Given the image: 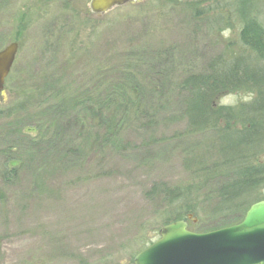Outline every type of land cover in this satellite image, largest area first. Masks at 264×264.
I'll use <instances>...</instances> for the list:
<instances>
[{"label": "rangeland", "instance_id": "1", "mask_svg": "<svg viewBox=\"0 0 264 264\" xmlns=\"http://www.w3.org/2000/svg\"><path fill=\"white\" fill-rule=\"evenodd\" d=\"M89 1L0 0V49L19 42L0 96V264H133L178 209L163 184L187 185L217 161L215 131L185 133L182 81L211 63L254 60L237 12L264 25V0H142L105 14ZM129 77L144 88L132 101L118 89ZM245 87L213 97L219 128L247 123L258 91ZM110 89L122 104L117 122L102 103ZM7 154L20 166L16 179L2 173ZM251 157L264 165V144ZM214 181L200 191L212 202Z\"/></svg>", "mask_w": 264, "mask_h": 264}, {"label": "trees", "instance_id": "2", "mask_svg": "<svg viewBox=\"0 0 264 264\" xmlns=\"http://www.w3.org/2000/svg\"><path fill=\"white\" fill-rule=\"evenodd\" d=\"M250 1L252 4L253 0H243L242 4L247 6ZM237 17L241 24V43L254 53V60L239 56L231 64L219 63V69L211 63L206 74H190L182 81L180 87L185 94L180 111V118L185 119L187 123L185 133L192 135L205 130L215 131L217 161L201 170H195L187 185L170 187L163 184L160 189L169 204H178L177 210L166 213V224L185 219L189 223L190 230L196 232H207L237 224L242 221L251 204L264 199V195L259 194L264 181V165L251 157V151L260 150L264 144V25L251 12L248 13L243 9L237 12ZM136 81L130 78L125 85L128 88L118 87L122 93L124 92V96L128 94L126 97L128 101L133 99L131 92L136 93L144 89ZM234 84L245 85L246 89H254L258 91V95L248 105L245 115L247 123L243 128H231L230 122L224 128H219L221 110L212 107V99L215 94ZM113 90L108 91L105 101L102 102L106 106L105 113L108 111L114 115L109 122L118 121L116 118L121 104L115 103ZM151 91L154 94H163V89L154 88ZM95 106H98V111L102 110V107H99L101 105L93 103L87 110L93 111ZM141 114H143L142 110ZM112 134H116V131H112ZM57 139L59 140L58 137ZM36 142L40 143L42 139L38 136ZM66 145L64 148L68 147ZM69 147L71 148L72 145ZM71 151L77 150L71 148ZM10 157V154L6 155L9 162L2 173L8 179H16L19 176L20 166ZM10 163L15 164L9 166ZM191 165L192 162L187 159L186 166L189 168ZM209 179L215 180L217 197L213 202L209 200L213 198L212 196L208 197L200 193ZM33 186L36 190L44 189L39 181ZM4 199L5 194L0 188V201ZM204 205L208 208L206 209ZM190 214H193L197 222L188 218ZM203 216L210 219L200 221V217Z\"/></svg>", "mask_w": 264, "mask_h": 264}, {"label": "water", "instance_id": "3", "mask_svg": "<svg viewBox=\"0 0 264 264\" xmlns=\"http://www.w3.org/2000/svg\"><path fill=\"white\" fill-rule=\"evenodd\" d=\"M140 1L90 0L89 9L93 14H105ZM18 50L16 41L0 49V96L4 100L6 79ZM134 264H264V199L253 203L242 221L231 226L195 232L185 219L169 223L159 230L155 242L135 256Z\"/></svg>", "mask_w": 264, "mask_h": 264}, {"label": "bare ground", "instance_id": "4", "mask_svg": "<svg viewBox=\"0 0 264 264\" xmlns=\"http://www.w3.org/2000/svg\"><path fill=\"white\" fill-rule=\"evenodd\" d=\"M189 224V223H188ZM227 227V226H226ZM190 229V228H189Z\"/></svg>", "mask_w": 264, "mask_h": 264}]
</instances>
